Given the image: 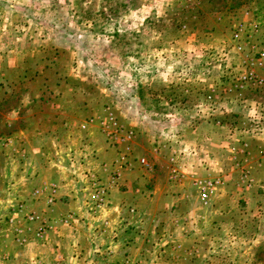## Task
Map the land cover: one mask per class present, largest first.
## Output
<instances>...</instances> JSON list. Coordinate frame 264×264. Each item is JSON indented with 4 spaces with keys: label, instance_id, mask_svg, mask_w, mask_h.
<instances>
[{
    "label": "rangeland",
    "instance_id": "374dc122",
    "mask_svg": "<svg viewBox=\"0 0 264 264\" xmlns=\"http://www.w3.org/2000/svg\"><path fill=\"white\" fill-rule=\"evenodd\" d=\"M0 264H264V0H0Z\"/></svg>",
    "mask_w": 264,
    "mask_h": 264
},
{
    "label": "crops",
    "instance_id": "0c3cea01",
    "mask_svg": "<svg viewBox=\"0 0 264 264\" xmlns=\"http://www.w3.org/2000/svg\"><path fill=\"white\" fill-rule=\"evenodd\" d=\"M57 125H58V123L55 125V127H58ZM56 185H57V184H56Z\"/></svg>",
    "mask_w": 264,
    "mask_h": 264
}]
</instances>
